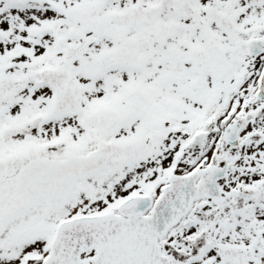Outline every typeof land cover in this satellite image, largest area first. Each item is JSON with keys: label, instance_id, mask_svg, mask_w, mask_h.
<instances>
[{"label": "snow or ice", "instance_id": "obj_1", "mask_svg": "<svg viewBox=\"0 0 264 264\" xmlns=\"http://www.w3.org/2000/svg\"><path fill=\"white\" fill-rule=\"evenodd\" d=\"M0 264H264V0H0Z\"/></svg>", "mask_w": 264, "mask_h": 264}]
</instances>
